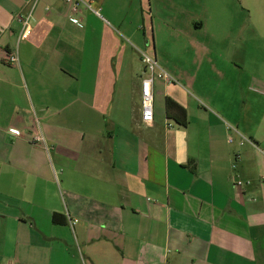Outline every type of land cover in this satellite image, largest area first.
I'll return each instance as SVG.
<instances>
[{"label": "crops", "instance_id": "obj_1", "mask_svg": "<svg viewBox=\"0 0 264 264\" xmlns=\"http://www.w3.org/2000/svg\"><path fill=\"white\" fill-rule=\"evenodd\" d=\"M86 1L0 0V264H264V0Z\"/></svg>", "mask_w": 264, "mask_h": 264}, {"label": "built area", "instance_id": "obj_2", "mask_svg": "<svg viewBox=\"0 0 264 264\" xmlns=\"http://www.w3.org/2000/svg\"><path fill=\"white\" fill-rule=\"evenodd\" d=\"M64 2L74 12H77L81 8V6H84L87 9H91L93 11L91 2L86 1V0H64ZM95 12L98 13V11H95ZM30 18H31V14L20 17V20L23 26L20 32V35H19L20 40L29 38L31 34L32 29H31V24H30ZM5 60L8 64H12V65L19 64V58H18L17 53L7 54L5 57ZM142 62L145 65V77L142 79V84H141L142 121L145 124H151L153 122V115H154V109H153L154 81L156 79H165L167 81H170L171 78L164 70H162L159 67L158 62L154 56L143 53ZM229 141L231 142L232 138H230ZM33 142L36 144H41L44 146L45 149H47L46 140L42 132L39 130V128L33 132ZM235 183L238 186L245 185V182L239 179H237ZM76 222L77 220H74L73 223H76Z\"/></svg>", "mask_w": 264, "mask_h": 264}, {"label": "trees", "instance_id": "obj_3", "mask_svg": "<svg viewBox=\"0 0 264 264\" xmlns=\"http://www.w3.org/2000/svg\"><path fill=\"white\" fill-rule=\"evenodd\" d=\"M166 113L167 116L171 119H174L177 123L185 126L188 123L186 110L175 102L172 98H166ZM62 215L55 213L53 219L55 222L61 221Z\"/></svg>", "mask_w": 264, "mask_h": 264}, {"label": "rangeland", "instance_id": "obj_4", "mask_svg": "<svg viewBox=\"0 0 264 264\" xmlns=\"http://www.w3.org/2000/svg\"><path fill=\"white\" fill-rule=\"evenodd\" d=\"M168 75L170 76L171 80H174L173 79V74H168Z\"/></svg>", "mask_w": 264, "mask_h": 264}]
</instances>
